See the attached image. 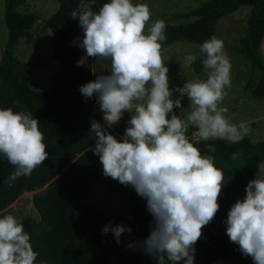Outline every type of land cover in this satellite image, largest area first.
I'll list each match as a JSON object with an SVG mask.
<instances>
[{
	"label": "clouds",
	"instance_id": "obj_1",
	"mask_svg": "<svg viewBox=\"0 0 264 264\" xmlns=\"http://www.w3.org/2000/svg\"><path fill=\"white\" fill-rule=\"evenodd\" d=\"M95 3L79 0L70 14L78 18L83 30L79 47L86 54L77 66L93 58L110 64L106 72L92 68L95 79L79 88L86 100L95 97L103 114L102 120L91 123L92 151L99 156L105 177L132 186L146 199L152 226L140 242L144 251L158 264H165L166 259L171 264H194L195 245L219 211L225 183L215 158L202 154L191 142L189 128L196 129L199 141L218 139L232 144L252 131L245 122L233 123L228 108L221 106L231 87L232 67L224 42L213 35L200 46L199 51L206 54L202 61L206 79L187 80L173 89L163 56L165 21L149 26L150 7L133 0H107L93 11ZM196 60L197 55L187 54L182 66L189 68ZM174 92L180 96L174 99ZM185 95L189 100L186 113ZM174 108L181 109L179 115ZM125 112L130 114L128 127L123 138L117 139L108 128L119 123ZM46 148L37 118L0 108V154L15 167L8 177L9 187L45 162ZM231 158L236 160L238 153ZM260 173L264 164L258 165L256 178L246 185V196L231 206L226 219L230 242L238 245L242 255L250 256L253 264H264V176ZM102 232H112L119 244L122 234H131L132 229L108 224ZM37 255L23 224L12 214L0 217V264H36Z\"/></svg>",
	"mask_w": 264,
	"mask_h": 264
},
{
	"label": "trees",
	"instance_id": "obj_2",
	"mask_svg": "<svg viewBox=\"0 0 264 264\" xmlns=\"http://www.w3.org/2000/svg\"><path fill=\"white\" fill-rule=\"evenodd\" d=\"M58 1L59 8L46 19V23L52 33L53 57L60 66L51 75L48 89H35L30 84L28 65L18 56L16 47L21 38H28L38 16L19 9L25 0H4L7 39L0 60V108L25 111L37 118L49 155L30 176L17 178L9 187L8 177L15 167L0 154V212L25 192L46 186L43 192L33 197L39 219L28 216L20 221L38 253L36 264H158V260L140 245L150 234L152 226L146 199L140 197L132 186L105 177L99 156L92 151L95 138L90 132L91 123L102 120V113L95 97L86 100L79 88L95 79L92 71L94 58L77 66V61L86 54L79 47L83 30L78 18L70 16L79 0ZM105 2L107 0H96L93 11H98ZM243 5L251 7L247 30L230 45L229 51L245 72L243 92L253 99L262 100L264 0H205L195 7L173 12L172 18L181 22L166 23V40L162 46L183 41L194 43L200 49L202 43L213 35L218 38L220 19ZM204 58L206 54L200 52L192 65L195 73L205 71ZM129 119L130 114L125 112L116 126L118 133H124ZM108 131L112 133L110 128ZM195 131L190 127L187 135L200 148V142L192 137ZM207 142L210 150L201 152L215 158L216 166L223 170L225 184L219 197V211L214 220L203 228V236L195 245L194 264L199 260L253 264L250 256L242 255L238 245L230 242L226 234V219L231 206L246 196V185L256 178L257 167L264 162V139L254 140L249 135L238 144L218 139ZM233 153H238L236 160L231 158ZM104 178L108 179L110 196L125 198L115 216H108L101 204L86 202L94 185ZM108 224L130 227L134 230V237L127 238L128 232H125L118 244L112 232H102ZM126 242H130L133 248L123 254L120 248ZM165 264L171 262L166 259Z\"/></svg>",
	"mask_w": 264,
	"mask_h": 264
},
{
	"label": "rangeland",
	"instance_id": "obj_3",
	"mask_svg": "<svg viewBox=\"0 0 264 264\" xmlns=\"http://www.w3.org/2000/svg\"><path fill=\"white\" fill-rule=\"evenodd\" d=\"M205 0H133V3H144L150 7L151 20L149 26L156 20H163L168 24H176L181 20H175L171 14L176 11L192 8ZM59 8L58 0H25L24 4L19 8L23 12H34L38 18L34 22L33 27L29 31L28 38H21L16 52L18 56L27 63L30 74V84L35 89H48L51 83V75L59 69L60 63L53 57L52 33L46 23V19L51 16ZM251 7L248 5L241 6L234 13L223 17L217 24L218 38L224 42V51L231 62V87L226 89V95L221 103L222 107L228 108L227 116L230 120L239 124L245 122L252 129L250 136L254 140L264 139V99L256 100L243 92L245 85V72L238 66L237 61L232 57L229 47L232 43L237 42L247 30V19ZM7 39V27L4 18V0H0V59ZM163 56L169 68V86L170 88L182 87L187 80L206 79L207 72L201 74L195 73L192 65L184 68L183 59L187 54L200 56L199 46L194 43L179 41L171 45H164ZM261 52L264 56V40L261 46ZM110 69L108 62L100 61L94 58L93 70L97 73L106 72ZM179 92L173 93V98H178ZM184 112L188 111L189 100L185 95L182 99ZM176 114H180L181 109L174 108ZM103 115V114H102ZM170 118V116H169ZM120 123V121H119ZM110 129L112 134L121 139L124 133H118L116 126ZM128 127L126 124L125 130ZM192 137L200 142L202 152L210 150L207 141H199L196 131ZM264 164V162L262 163ZM264 176V173H260ZM46 187V186H45ZM45 187L37 190L25 192L10 207L0 212V217L12 214L19 221L25 217L31 216L39 219V213L34 206L33 197L37 193L44 191ZM108 179L104 178L97 182L87 196L86 202L89 204H101L108 216H115L123 205L125 198L115 196L112 197L108 193ZM134 237V230L131 234L127 233V238ZM130 242H126L120 248L123 254L129 253L133 248H129ZM198 264H232L229 261L217 260L214 262L198 261Z\"/></svg>",
	"mask_w": 264,
	"mask_h": 264
},
{
	"label": "crops",
	"instance_id": "obj_4",
	"mask_svg": "<svg viewBox=\"0 0 264 264\" xmlns=\"http://www.w3.org/2000/svg\"><path fill=\"white\" fill-rule=\"evenodd\" d=\"M1 60V59H0Z\"/></svg>",
	"mask_w": 264,
	"mask_h": 264
}]
</instances>
